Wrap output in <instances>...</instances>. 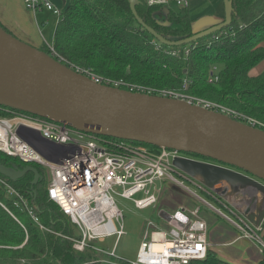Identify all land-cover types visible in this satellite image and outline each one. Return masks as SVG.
<instances>
[{
	"label": "trees",
	"instance_id": "obj_1",
	"mask_svg": "<svg viewBox=\"0 0 264 264\" xmlns=\"http://www.w3.org/2000/svg\"><path fill=\"white\" fill-rule=\"evenodd\" d=\"M162 8L137 5L144 22L168 40L195 34L193 23L200 15L192 16L188 7L170 9L162 21L155 17L156 10ZM53 44L71 64L106 78L172 89H179L187 78L191 81L188 92L264 123V69H259L264 64V0H233L228 26L181 46L163 44L144 28L132 13L129 0H69L56 25ZM41 50L56 59L46 43ZM212 71L219 72L213 82L209 79ZM4 108L9 107L0 106V115L7 114ZM0 161L12 170L28 166L2 152ZM33 165L40 173L35 185L33 172L16 181L0 174V264H103L97 261L95 250L74 248L75 227L48 195L49 174L40 164ZM2 181L13 187L16 195H10ZM190 264L234 263L210 249L205 259Z\"/></svg>",
	"mask_w": 264,
	"mask_h": 264
},
{
	"label": "built area",
	"instance_id": "obj_2",
	"mask_svg": "<svg viewBox=\"0 0 264 264\" xmlns=\"http://www.w3.org/2000/svg\"><path fill=\"white\" fill-rule=\"evenodd\" d=\"M23 1L25 7L35 14L42 11L52 12L56 18V25L63 16V10L52 0ZM141 1L152 6H165L171 3L181 8L189 6L188 0ZM45 43L58 61L97 83L182 99L264 130V123L255 117L223 103L188 94L191 81L187 78L179 89L156 88L106 78L89 69L71 64L55 50L53 40ZM218 78L217 73L212 71L210 81H216ZM4 109L7 114L0 116V152L17 157L28 165L40 164L47 169L48 195L69 216L78 231V236L75 235L73 238L76 250L84 251L91 248L101 255L116 258L115 260L107 258L105 260L107 264H190L193 260L205 259L211 248L207 237L208 224L201 216L200 208L196 206L193 208L180 206L174 211L171 214V221H167L171 225L169 229L149 219L133 261L118 257L115 248L108 250L95 243L112 236L119 239L126 233L124 213L117 203V197L133 201L138 209L156 207L163 183L169 181L186 191L194 200L227 219L242 236L256 240L261 252H264V240L257 233L259 228L250 224L240 212L235 211V214L232 206L223 198L216 196L215 192L173 165L176 157H189L184 153L164 147L151 149L125 140L108 139L31 113L12 108ZM178 176L191 182H194L191 179L198 182L197 185L204 192L233 213L239 221L231 219L221 208L202 198ZM5 185L10 195H16L13 187ZM30 213L34 216L31 210ZM35 220L38 221V218L35 217ZM156 245L160 248H156Z\"/></svg>",
	"mask_w": 264,
	"mask_h": 264
},
{
	"label": "water",
	"instance_id": "obj_3",
	"mask_svg": "<svg viewBox=\"0 0 264 264\" xmlns=\"http://www.w3.org/2000/svg\"><path fill=\"white\" fill-rule=\"evenodd\" d=\"M129 2L137 21L169 46L191 43L232 22L233 0H223V22L187 38L168 40L139 16L137 5L143 3L141 0ZM0 106L64 123L86 133L214 160L176 157L173 165L220 195L255 228L260 229L264 223L262 129L182 99L97 83L20 40L1 25ZM28 172L34 173L32 184H37L40 173L35 166L12 170L0 161V174L13 181ZM239 195L242 202L237 200ZM159 215L171 221L167 211L162 210Z\"/></svg>",
	"mask_w": 264,
	"mask_h": 264
},
{
	"label": "crops",
	"instance_id": "obj_4",
	"mask_svg": "<svg viewBox=\"0 0 264 264\" xmlns=\"http://www.w3.org/2000/svg\"><path fill=\"white\" fill-rule=\"evenodd\" d=\"M53 1L55 2V0ZM188 1L189 12H195V15H193L192 13L191 15L201 16L200 19L193 23V30L195 32L202 31L224 21L225 8L223 0ZM210 4H213L211 9H213L214 11L207 13L209 9H206V6L209 7ZM198 10H201L202 13H197ZM45 12L47 11L38 12L36 14L33 13L25 7L23 0H0L1 25L20 40L39 49L42 48L46 41L51 42L53 40L56 29L55 20L54 25H51V27H49V34L51 35L48 38L45 37L46 34L44 33L46 32V30L43 31L42 26L45 27L50 23V20L48 19L49 16L46 15L47 13ZM40 14H44V16L40 17ZM163 191L164 188H162V193ZM259 198L261 199V197ZM237 200L239 202H242L243 197L239 195L237 196ZM195 204L196 203L189 202V200L186 202L179 201L175 204L177 208L174 211L179 209L180 206H188L189 208H193ZM231 208L239 213L238 209L234 207ZM207 209L208 210L204 209L202 211V209L200 208V213L208 224L207 237L208 241L211 243L210 249L213 250L219 258L228 261L229 263L249 264L252 263V261H250V258L254 260V264L259 262L261 263L262 259L264 258V252L259 253L257 248L251 242H249L247 238L243 237L241 232L232 223H230L228 220H225L223 217L221 218V216L218 215L217 212H214L208 207ZM254 212H257L255 207Z\"/></svg>",
	"mask_w": 264,
	"mask_h": 264
},
{
	"label": "rangeland",
	"instance_id": "obj_5",
	"mask_svg": "<svg viewBox=\"0 0 264 264\" xmlns=\"http://www.w3.org/2000/svg\"><path fill=\"white\" fill-rule=\"evenodd\" d=\"M67 2H69V0H55L54 3L59 8H61L63 10L65 8ZM212 6H213V4L209 5L210 8L206 6V9H209L207 11V13L214 11L213 9H211ZM180 8L181 7L176 5L175 3L165 5V6H163L162 9L156 10L155 17L158 18L159 20L164 21L166 18L168 10L174 9L175 11H178ZM45 13H47L46 15L49 16L48 19L50 20V23L46 25L48 27L42 26V28H43V31L46 30V32L44 34H46L47 36L45 35V37L48 38L51 35V34H49L50 33L49 27H51V25H54L56 18L52 14V12L47 11ZM194 13L195 12H193L192 14L195 15ZM197 13H202V12H201V10H198ZM43 16H44V14L43 15L40 14V17H43ZM263 69H264V64H262L260 66V70H263ZM217 73H219V72H217ZM187 93L190 95H194V96L204 98L202 96L195 95V94H192L190 92H187ZM205 99H207V98H205ZM208 100H210V99H208ZM212 101H214V100H212ZM43 170L47 171L46 168H44ZM47 173H48V171H47ZM178 177L181 180L185 181L186 185L189 188L195 190L202 198L214 203L216 207L221 208L222 212L225 213L227 216H229L231 219L239 221V219L233 213H231L226 208L219 205L206 192H204L197 185V184H199L198 182H196L193 179H191V180L194 182H191L189 180H186L183 177H180V176H178ZM163 188H164V191L161 194V198H160V201L157 204V206L156 207L151 206V207L146 208V209H138L134 205L133 201L126 199V198L117 197V203L124 213V228H125L126 233L124 235H122L119 239H117V236H112V237L103 239L102 241H96L95 243L99 247L106 248L108 250L115 248L116 254L118 257H123L124 259H126L128 261H133L137 256V251L139 248V244L142 240V235H143L144 229L146 227V222L149 219L156 221L157 223H159L162 227H164L166 229H169L171 227V225L166 220H164L163 218L160 217V215H159L160 211L165 210L168 213H173V211L177 208L175 206L176 203H178L179 201H185L186 202L188 200L191 203H196L195 206L200 207L202 209V211L204 209L208 210L207 206L204 207L205 205L203 203H201L197 200H194L186 191L182 190L180 187H178L177 185H175L169 181H165L163 183ZM235 214H236V212H235ZM218 215H220V214H218ZM221 218H222V216H221ZM225 220H227V219H225ZM257 233L264 240V225H262V227L259 230H257ZM75 235L78 236V231L76 229H75ZM247 240L249 242H251L257 248L259 253L261 252L260 247L258 245V242H256V240L250 239L248 237H247ZM97 256L99 258L97 261L102 262L103 264L105 263V260H107V258H110L112 260L116 259L115 257L108 256V255L104 256V255H101L99 253ZM250 261H252V263H249V264H254V260L252 258H250ZM256 264H261V263L259 262Z\"/></svg>",
	"mask_w": 264,
	"mask_h": 264
},
{
	"label": "flooded vegetation",
	"instance_id": "obj_6",
	"mask_svg": "<svg viewBox=\"0 0 264 264\" xmlns=\"http://www.w3.org/2000/svg\"><path fill=\"white\" fill-rule=\"evenodd\" d=\"M189 157H191V156H189ZM191 158H193V157H191ZM194 159H198V158H194ZM199 160L213 162V161H210V160H204V159H199ZM214 194H215L216 196H218L219 198H222L220 195H218V194H216V193H214Z\"/></svg>",
	"mask_w": 264,
	"mask_h": 264
},
{
	"label": "bare ground",
	"instance_id": "obj_7",
	"mask_svg": "<svg viewBox=\"0 0 264 264\" xmlns=\"http://www.w3.org/2000/svg\"><path fill=\"white\" fill-rule=\"evenodd\" d=\"M155 247H156V248H160V246H159V245H156Z\"/></svg>",
	"mask_w": 264,
	"mask_h": 264
}]
</instances>
